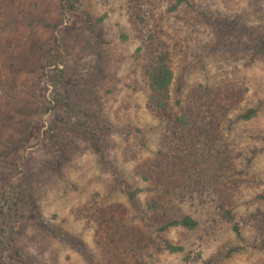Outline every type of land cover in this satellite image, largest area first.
Masks as SVG:
<instances>
[{
    "label": "rangeland",
    "instance_id": "1",
    "mask_svg": "<svg viewBox=\"0 0 264 264\" xmlns=\"http://www.w3.org/2000/svg\"><path fill=\"white\" fill-rule=\"evenodd\" d=\"M99 17L101 72L88 32ZM259 32L264 0H0V264L106 262L121 224L132 243L137 231L153 238L139 211L155 185L145 168L177 142L168 114L149 106L148 36L169 51L168 112L180 115L192 101L204 102L199 92L205 87L216 135L182 144L184 169L176 160L185 174L175 202L197 226L173 227L163 237L183 251L139 249L136 243L137 262L264 264ZM51 81L94 117L55 105ZM229 93L238 99L231 105ZM251 107L255 116L236 119ZM78 122L96 134L98 151ZM126 186L138 189L139 208L128 200ZM5 190L17 203L13 214L3 203ZM231 247L238 249L219 256ZM124 257L135 264L133 255Z\"/></svg>",
    "mask_w": 264,
    "mask_h": 264
},
{
    "label": "trees",
    "instance_id": "2",
    "mask_svg": "<svg viewBox=\"0 0 264 264\" xmlns=\"http://www.w3.org/2000/svg\"><path fill=\"white\" fill-rule=\"evenodd\" d=\"M184 1L185 0H177V3ZM101 20L102 17L97 18L94 22L89 24L91 26L88 28L89 34H91L95 39L94 43L97 49L95 50L93 47V50L97 57L96 69L98 72L102 71L101 63L103 61L102 51L98 47V45L103 42L102 31L99 28ZM256 39L257 41L254 43V46H257L258 53H263L264 33L259 32ZM144 50L146 59L144 69L150 90L149 106L157 112H164L168 114L170 121L173 124L172 139H176L177 145L171 141L166 150H164V152L162 150L159 151L158 157L155 160L149 161L145 168V172L149 173L148 177L155 181V185L153 188V195L148 201H146L144 208H140L139 211L146 216L144 222L152 232L153 238L150 237L149 234L137 231V239L135 243H132L131 240L124 239L126 227L123 224L118 225L116 226L117 233L113 235L109 242L110 245L108 250L110 252V258H108L106 262H98L95 264H129L124 257L125 253H128V256H130V254L131 256L133 255L135 257V261L133 260L134 263L139 264V262H137L138 260L136 255H138L137 253H139L140 250H137V248L132 246V244L136 243L142 245V248L139 249L156 247V249L166 250L170 253L181 252L183 251L182 246L173 244L168 239L163 237V235L173 227L194 229L197 226L196 219L183 213L175 202V197H177L178 194L176 192V188H178L182 182L180 179L185 174L184 170L180 171L178 168V163L182 165L184 169V162L188 160L180 151H182L186 142H193V140L200 141L202 135H216L214 130L216 128V123L215 120L212 119L215 117L216 113L214 112L215 115L213 113L209 114L208 110H206L205 105L209 101L210 97L208 95L209 92L205 87L200 89L199 92L205 99L204 102L196 104L195 101H192L189 108L186 107L180 110V115L169 113V92L173 76L170 68L169 51L161 40L155 39L153 36H148V38L144 39ZM51 82L54 88L55 105L66 106L67 109L71 110L74 115L76 113H80L84 116L86 115L88 118L94 117V112L85 110L84 108L75 106L74 104L68 102L66 96L59 92L60 85L58 81ZM228 96H230V98H228V103L230 105L234 104L238 100L233 93H229ZM216 100L214 102L219 105ZM176 103L178 107H180V102L178 100ZM256 112V107L247 108L240 112L236 119H249L255 116ZM78 125L80 126V129L84 131L85 136L88 137L89 141L94 145V149L98 151L99 148L95 145L96 140L98 139L96 134L88 129L85 122H78ZM182 144H184L183 147H181ZM63 156L64 153L62 151L60 157L62 158ZM176 160H178V163ZM143 177L146 179L145 175H143ZM126 192L128 200H130L134 206L139 208L140 205L136 198L138 189L126 186ZM5 196L6 197L3 198V203H5L8 207V212L13 214L12 208H15L17 205V203L14 202L15 200H13L14 195L5 190ZM2 207L3 206L1 204L0 210ZM224 212L225 217L228 220H231L232 229L236 236L241 238L240 228L237 222H234L228 210ZM263 220L264 213L261 214V221ZM259 245L261 248H264V242H260ZM119 247L122 252H116L113 249ZM131 248H134L135 252H132ZM237 249L238 247H231L224 253H220L219 256L228 257Z\"/></svg>",
    "mask_w": 264,
    "mask_h": 264
}]
</instances>
